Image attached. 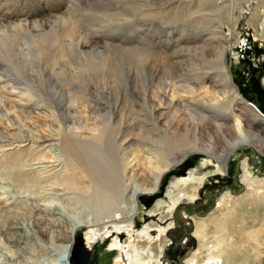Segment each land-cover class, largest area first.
<instances>
[{
    "label": "bare ground",
    "instance_id": "bare-ground-1",
    "mask_svg": "<svg viewBox=\"0 0 264 264\" xmlns=\"http://www.w3.org/2000/svg\"><path fill=\"white\" fill-rule=\"evenodd\" d=\"M252 2L257 4L256 13L258 15H261L263 9L262 7H264V0H214L213 8L218 10V12L225 14L228 18V21L231 23V31H232V35L236 40V43H239V38H238L239 35L237 28L240 18L237 17V14L242 16V10H244V8L246 9V6H250ZM206 3L207 1L200 0L197 3L190 4V8L197 7V9L192 8V10H188L190 9L188 6L187 9L188 13L187 12L186 14L184 13L183 20L184 19L186 20L188 16H191L193 14L197 16L199 14L198 17H191L192 21L194 20L195 22V19L196 20L202 19L203 21V19H206L210 15V13L212 15V12H214L213 9L211 8L212 9L211 10L209 7H205ZM191 11L192 12L196 11V13L191 14L192 13ZM66 14L65 16H67ZM257 14L254 15L258 18ZM56 19H62V18H56ZM69 20L66 17L65 20H62V22L68 25V23L70 22ZM211 20H213V22L215 21L214 19ZM28 23L29 24L33 23V21L28 22L27 20V24ZM255 23L258 25L261 23V20L255 21ZM24 24L25 23H23V21L21 23L19 21V23H15L16 26L13 27L23 28ZM41 25H45V24H41ZM35 26L37 29V25ZM51 26L53 25L51 24ZM43 27L45 28V26ZM54 28L52 30H54ZM41 29L42 28H40V30ZM220 29L223 30L222 27H220ZM220 29L218 31L216 30L212 32L215 35L222 34ZM24 30L25 29H23V31ZM29 30L27 31L26 29L25 33L26 31L27 34L30 33L31 30L30 31ZM69 30L72 31L73 29L69 28ZM147 30H149L150 33L154 31L153 27H148ZM21 31H22L21 29H18L16 30V33L15 32L13 33H15L14 35H16L17 33L19 34V32ZM35 31L36 30H34V32ZM76 31H75V35L77 33ZM5 33L3 36L2 35L0 36V44L5 45L6 48L11 47L14 49V47L9 46L10 44H8V42L13 39V34L10 33L12 34L10 36ZM213 33H208L209 36L206 35L205 39L202 38V41H204V43L201 46H204L205 48H207V46L208 47L210 46V42L212 41V37L214 36ZM30 34L33 35V33ZM52 34L56 35V32ZM52 34H51V39L52 37H55L52 36ZM42 36L43 35H41L40 37L37 36L38 40L35 37L36 41L42 42L43 40L42 38L46 39L47 41L51 40L49 39L50 35H48V38ZM67 36L70 35H68V33L64 34V37L61 40L62 43H64L65 40H68ZM81 36H80V41H78V44L76 43L77 41L75 43L77 44L78 49H80V51L84 53L86 50L88 51L87 48L91 46L90 44L91 41L90 43L86 42V40L81 41V38L87 39V37H85L84 35ZM33 38L31 37L30 40L33 41L34 40ZM40 38L42 40H39ZM172 39L168 41L170 42L169 44L174 42L180 46H187L190 41V40L183 41L182 40L183 37L178 38V41H175L174 38ZM15 40L17 41L19 39H15ZM46 40H44L45 42L42 43L41 42L37 43L34 41L32 42L31 45L28 44L29 48H27L28 46L25 47L27 48L26 52H22L25 55L21 53L24 57L20 55V52L22 50L17 51L18 47L15 48L16 53L15 50H12L11 48L10 49L12 51L6 49L10 51V53L6 51L7 54L8 53L10 54V55L5 54L6 57L2 55L3 51L1 52L0 56L1 57L4 56L5 59L7 58V56L10 59V56L12 55L13 58L15 55L19 53L18 55L21 56L22 61H20L21 59L19 60V58L17 57L19 62L21 63L18 66L13 65V67H11L10 65L8 74H0V154L2 153V155H0V168L2 169V171L0 170L1 171L0 173H4L6 175L10 174L9 175L10 177L15 175L16 176L18 175L19 177L23 176L22 178H24L25 176L31 177L32 179L30 180H28L27 177V179L21 181L18 180L19 184L16 183L17 185L16 187L19 188L28 187L27 189L34 188L35 186L38 188L37 186L38 183L45 182L47 184V182L49 181L62 187L67 186L66 188L72 190L76 189V187L74 188L75 184L77 185L82 184L83 186L84 183H89L92 187L91 204L94 210L92 211L96 215V220L94 219L89 220L90 218L89 219L85 218L86 220L81 219L76 223H72V224H68L67 226H64L62 225L63 222L61 221V215L59 214L60 211L58 213L57 210L55 211V210L46 209L44 205L41 206L38 205L36 209H32L30 207H22L20 209L22 211L18 210L16 206H12V204L10 206H4L3 208H0V219L2 217L3 218L5 217L8 218L9 221L7 222L4 219L3 220L4 222L3 221H2L3 223L1 222L2 224H0V231L5 236V239H7L8 244L16 249V252L14 251L13 252L16 253L17 255L16 256L14 254L15 258H13V260L11 259L12 260L11 262H9L10 260L7 261L6 264H42L39 260H37L38 258L36 259V257L42 255L40 252L43 251L46 252L47 250H49L48 253L49 259L47 260L44 255L42 256H44L46 260L43 259V257H40L41 259H43V261L45 260L47 264H73L72 253L75 247L76 236L79 230H81L82 228H85L87 230V232L85 233L86 235L85 245L90 249H92L93 243H95L98 240L100 241L103 240L111 232H116L117 234H120L122 232H127L128 234H131L133 228H135L136 217L141 210L140 200L147 195H156L162 188L165 175L171 172L177 166L181 165L185 160L191 157V155L200 154L201 156L206 155L207 158L210 157L215 159L218 163L216 173H223L228 168L230 162L229 160L231 156L235 154L240 148L250 147L254 150L256 149V146H260V147L264 146V119L262 118V116L264 117V113L255 103L252 104L260 112V115L255 111L254 108H251L247 104L246 102L247 100L241 95L237 86L233 83L226 62L227 51L228 50L230 51V48L227 46L219 47L218 51L226 52L224 59L220 63L217 64L211 63L210 67L208 66L205 67L201 63L197 64L196 66L194 65L195 69L191 70L190 68L192 67L188 68L189 70H191L190 72H188L189 70L186 69L188 70L186 73L190 74L192 72L191 78L182 77L184 79L182 81H180L181 79L178 80L179 82L178 81L172 82L173 79H171V82L166 83L161 88L159 87L156 88L155 86L156 89L155 91H153L152 101H149L152 102L151 103L152 106L149 104L147 105V103L146 105L147 107L148 106L152 107V108L150 107L152 113L151 111L148 112L151 113L154 120L157 119V121L152 122L154 131H156V133H154L153 136L152 135L142 136L143 134H141L142 133L141 132L140 135L138 136L139 137L141 136L144 141L139 142V146L136 144V146H138V148L136 149L131 147L134 142L129 140V138L133 136L132 135L133 132L130 133L128 136L123 137L121 140H118V138L121 137L119 136L120 133L119 134L117 133L120 124L117 123V128L115 129L114 126H112V121H113L112 116L107 117L106 115L107 122L104 123L100 122V126H97L96 125L97 123L92 121L94 122L95 125L91 126L92 128L90 130L87 129V126H85L84 124H83L84 127L82 128L80 126L82 124V121L85 122L86 125L91 124V121L89 123V119H88L89 116L86 113L87 108L84 109L83 107H82L83 112H81V114L83 115H81L80 113H79L80 116L78 114H74L76 116L78 115L76 117L77 119H79V117L81 116L84 117V118L81 117L79 119L81 120V122L75 120L76 119L75 117L72 120L69 119L67 115L65 116L66 118L61 115L62 118L64 119L60 117L62 120L59 119V121L61 120L62 122L61 124L63 125L64 130L63 133L58 137H56L55 135L52 136L51 134H49L50 132L49 133L42 132L43 130L41 131L39 129L38 123H39V119L41 118V115L43 114H39L38 112L43 107L41 106V102L42 101L44 102L46 100L41 101L40 95L43 96V93L40 94V92L37 91V88L34 87L32 83L30 82L23 83L21 80L22 78L20 76L21 74L24 75L27 73L25 69L29 67L28 64L32 61V59H39V60L42 59L43 55H41V52L47 49ZM73 40L74 39H72V41ZM27 41L24 40L23 43ZM56 41L57 38L53 40L55 44L59 42V40L57 42ZM53 42L52 41L49 42L50 50H52L53 46L55 45ZM181 42H183L184 44H179ZM10 43L12 42L10 41ZM52 43L53 46H51ZM70 45H74V44H70ZM66 46L67 45L65 44V47ZM201 46L197 47L196 49L198 57H199V53H203L205 51V49ZM20 47L19 49H21ZM65 47L63 45V48ZM70 47L73 50L75 49V45L73 47L72 46ZM54 48H56V46H54ZM68 50L66 53L67 55H68ZM75 50H77V47ZM93 50L89 52L92 55L93 52L95 51ZM199 50L200 51L203 50V52H200ZM49 52L51 53V51ZM74 52L72 51V53H70L68 56L71 57L72 56L71 54H73ZM76 52L73 55L75 56L79 55L80 57L81 55L76 54ZM116 53L117 52L115 51V54ZM47 54L49 55V53ZM102 54L103 53L99 52V55ZM65 55H63L62 53L61 55L62 58ZM67 55L65 56V58L67 57ZM203 55L204 54H202V56ZM85 56L87 55L85 54ZM107 56L108 55H106V57ZM152 57H154V54ZM44 58L45 57H43L42 63H44ZM69 58L67 57L66 61ZM2 59L4 58L2 57ZM16 59L13 58V60ZM111 59H109L110 62ZM200 59L202 60L200 62L209 63L205 58L204 59L200 58ZM70 60L71 59H69L67 62L64 61L62 62L70 63L71 65L72 60L71 62H69ZM8 61H12V60H8ZM7 62H5V65ZM86 62H84V64ZM105 62L103 61L99 65L104 66ZM88 63H90L89 59H88ZM88 63H86V65ZM8 65L9 64H7V66ZM39 65H41V62ZM70 65L68 66L70 67ZM99 65L97 66L99 67ZM106 65L104 67H106ZM49 66L51 67V65ZM68 66H66L67 69H69ZM191 66H193L192 63ZM34 67L36 68L39 66L36 65ZM94 67L95 66H92V68ZM104 67L101 68L104 70ZM64 68L62 69L60 68L59 70L63 71L65 70ZM52 69L54 71L53 67ZM90 69L91 68H89V70ZM36 70L34 71L37 73ZM72 70H74V68H72ZM61 71L60 73H62ZM68 71L71 72V70ZM82 71L83 70H81L80 72ZM66 72L67 70H65V73ZM86 72L88 73V71H85L84 73ZM56 73L57 71H55L54 74ZM60 73H58L59 79L62 78V75L61 76L59 75ZM71 73L74 74L73 72ZM62 74L64 75V72ZM104 75H106V73ZM39 77H43V75L40 74ZM88 77L90 78V76ZM63 78L65 77L63 76ZM59 79H57V81ZM76 79H78V77ZM53 80H51V82ZM55 92L57 93V91ZM8 103L11 104V106L10 108L7 109ZM47 104L48 103H46V105ZM199 109L205 112L206 118L208 119L210 124L218 131L219 134H221L224 137H228L229 134L231 135V139H229L228 141L226 140L227 144L221 153L215 151L212 143H209V145L203 144L199 137L198 127L193 126L192 129H190L189 124L191 125V123L189 122L188 125L185 123V125H187L189 129L186 127L185 129H183L179 125H176L174 127H167L164 128V130H162L161 127H159L161 124L162 127H165L164 124L165 122H167L166 120L165 122H160L159 120L162 117L165 116L168 117V115L171 114V116H175L178 119V116L176 115L179 114L178 112H181L182 110H186L189 112V113L187 112V115L190 114L188 117L193 122L199 121L198 116H200V113L197 112V110ZM80 111H82V109ZM76 112H78V110ZM123 115L124 114L120 115L122 116V119H123ZM171 116L170 118L172 119L173 117ZM123 120H126V118ZM124 125L121 124V127ZM84 129H86L87 131L86 132L87 135L85 134V136L83 135V131L76 132L78 130H84ZM149 136H152V138H149ZM55 146H57L58 148H53ZM59 147L60 150H63L65 153L64 154L65 160L62 161L65 162L66 160H68L67 162L69 163L65 162V165L60 169L61 173H59L58 176L55 175L44 176V173L53 172L54 170H56L58 167L61 166L60 162L58 165L56 164L59 161L57 160V157L59 158L60 156L57 155V152L55 150H59ZM48 148L50 149L48 150ZM126 150L129 151L126 152ZM209 159H206L202 163V168H198V172L192 171L188 178L173 180L172 186L170 187V191H169L170 193L168 195L171 198V204L167 205L166 202H159L156 206V209L153 212H151V214H158V213L162 214L160 218L161 222L159 221L162 224L160 223L149 224L145 232H143V235L140 236V239L138 238L139 241H131L128 244V246H124V247L122 246L121 249H119L118 251L116 250L117 254L114 256L115 259H113L112 264H164L166 262L165 249L166 247H168L167 240L169 239L172 230L176 229V227L179 224L175 220V218H177L178 216L177 209L186 202L188 204L189 203L194 204L198 202L197 199L200 196V192H199L201 190L200 188L204 185L206 179H208L209 176V174L200 176L202 175L201 170L203 168L205 169L208 168L209 165L215 164L214 160L212 159L209 160ZM248 162H249L248 160H245L242 163V169H243L242 182L246 192L244 195L235 196L231 192H226L219 199V204H221V206L217 207L216 216L213 214L212 215L209 214L208 218L206 219H203V216L199 217L198 215L192 217V219L196 224L195 236L198 239V248L190 258H188L186 261L183 262V264H264V229L256 224L257 222L256 220L258 218L254 220L255 215L253 212L254 206L256 207L258 204L261 203V200H264V178L255 176L254 171L251 169V165ZM39 168H43V169L52 168V169L47 172L41 170L39 171ZM18 181L16 180V182ZM35 191H37V189H35ZM165 206L168 207L167 211ZM19 218L20 219L23 218L24 219L23 221H27V225L23 221L20 223L18 220ZM250 219L253 220L252 225L249 224ZM168 222L169 224H167ZM208 227L212 229L213 235L207 238L206 237L207 234L205 233ZM152 228L157 229L156 230L158 231L157 236L152 235V231H150ZM113 238L114 235L113 233H111L110 239ZM154 239L156 241L152 243ZM106 250L108 251V248H106ZM116 260L118 261L116 262Z\"/></svg>",
    "mask_w": 264,
    "mask_h": 264
},
{
    "label": "rangeland",
    "instance_id": "rangeland-1",
    "mask_svg": "<svg viewBox=\"0 0 264 264\" xmlns=\"http://www.w3.org/2000/svg\"><path fill=\"white\" fill-rule=\"evenodd\" d=\"M198 1L200 0H68V1L67 0H0V12H1L0 36L1 35L3 36L5 32H6L5 34L10 36L13 34V39L10 40L12 43H10L9 41L8 44H10L9 46L14 47V49L11 47L6 48L5 45L0 44L1 46L0 55L2 51L4 52V54L2 52V55H4L5 57H6L5 54H7V52L10 53V51L12 50H15L16 53L15 48L18 47L17 51L22 50L20 52V55L23 56L25 54H23L22 52H26V49L29 48V45H31L32 42L34 41L37 42L36 39L38 40V37L43 35L45 38L46 37L48 38V35H50L49 39H51V34L56 32V35L52 34V36L55 37H52V39L50 40L52 42L55 38H57V41L59 40L57 44L53 42L56 48H54L52 43L51 46H53L52 49L53 51L50 50L49 48L50 41L49 40L47 41L46 39L42 38L43 37L42 36L41 38L43 40L41 38L39 40H42V42H45L44 40L47 41L46 43L47 49L41 52V55H43L42 59L41 58H40L41 60L32 59V61L28 64L29 67L25 69L27 73L24 75L21 74L20 76L22 78L21 80L23 83L30 82L34 85V87L37 88V91H39L40 94L43 93V96L40 95L41 101L42 100H46V101L41 102V106L43 107L38 112L39 114H43L39 119V123H38L39 129L41 131L43 130L42 132H47V133L50 132L49 134H51L52 136L55 135L56 137L61 135L64 130V127L61 124L62 123L61 120L64 119L62 118V116L65 117L67 115L69 119L73 120L74 117L76 118L79 115V113L81 114V112H83V108L84 109L87 108L88 110L86 109V113L89 116L88 119H89V123L91 121V124L88 123L89 125H86V123L82 121V124L80 125L82 128L85 125L87 126V129L90 130L92 128L91 126L95 125L94 122L97 123L96 124L97 126H100V122L103 123L107 122L106 121L107 117L112 116L113 119L112 126H114L115 129L117 128V123L120 124L119 125L120 127L121 124L123 125L125 124L124 126H122L123 128L121 127L122 129L120 127L118 129L117 133L118 134L120 133L119 136H121L118 138V140H121L123 137L128 136L130 133L133 132L132 134L133 136L129 138L130 141L134 142L133 143L134 146L132 145L131 147L134 149L138 148L139 142L144 141L141 136L140 137L138 136L140 135L141 132H142L141 134H143L142 136L145 135L153 136V134L156 133V131H154L152 122L157 121V119L154 120L153 116L151 115L152 102H149L152 101L153 91H155L157 87L161 88L166 83L171 82V79H173L172 82L173 81L176 82L180 79H181L180 81H182L184 79L182 77L191 78L192 72L190 74L186 72L189 70L188 68L190 67H192L190 68L191 70L195 69V66L197 64L201 63L205 67L206 66L210 67L211 63L212 64L220 63L224 59L226 52L218 51L219 47H226V46L230 48V51L229 50L227 51L226 62L233 83L237 86L241 95L246 100H248L251 103H255L264 113V7H262L263 9L261 15H258L256 13L257 4L252 2L250 6H246V9L244 8V10H242V16L237 14V17L240 18L237 28L239 35L238 36L239 43H236V40L232 35L231 23L228 21V18L225 14H222L218 12V10L213 8L214 0L213 1L203 0V1H207L208 3L205 4V7H209L210 9L212 8L214 11L212 12V15L210 13L209 15L210 18L208 16L207 17L208 19L207 18L203 19V21L202 19H197V20L195 19L194 22V20L192 21L191 17H198L199 14L198 16L194 15L193 13H196V11L194 12L191 11L192 12L191 14L193 15L188 16L186 20L185 19L183 20L184 13L185 14L186 12L188 13V10H192V8L197 9V7L190 8V4L197 3ZM188 6L190 9H188ZM65 14L67 16H65ZM254 14H257L258 18ZM66 17L68 20L70 19L69 20L70 22L68 23L69 26L62 22V20H65ZM56 18H62V19H56ZM211 19H214L215 21L213 22V20ZM27 20L28 22L33 21V23L27 24ZM259 20H261V23L257 25L255 21H259ZM19 21L20 23L23 21V23H25L26 26L24 24L23 28L13 27L16 26L15 23H19ZM41 24H45V25H41ZM51 24L53 26H51ZM35 25H37V29ZM46 25L50 29L47 28ZM43 26H45V28ZM148 27H153L154 31L150 33L149 30H147ZM220 27H222L223 30L220 29ZM40 28L42 29L44 28L45 30L44 29L40 30ZM53 28L54 30H52ZM69 28L73 29L74 31L73 30L70 31ZM18 29L22 30L21 32H19L20 35L18 33L14 35L16 33V30ZM23 29L25 30L27 29V31L30 29L31 30V31L29 30L30 33H33L34 36L30 33L27 34V31L25 33V30L23 31ZM219 29L221 30L222 34L215 35L212 32L216 30L218 31ZM34 30L36 31L34 32ZM75 31L77 32L76 33L77 36L75 35ZM67 33L70 36H67L68 40H65L66 43L65 41L64 43H62L61 40L63 39L64 34ZM208 33H213L214 36L212 37L210 46L209 47L207 46V48H205L204 46H201L204 43V41H202V38L205 39ZM81 35L87 37V39L81 38V41L86 40V42L89 43L91 41L90 43L91 46L87 48L88 51L87 50L85 51L87 53L84 52L87 56H85V54L82 51H80V49H78L77 46L78 41H80ZM31 37L32 38L34 37L33 41L30 40ZM171 37L174 38L175 41H178V38H182V37H183L182 39L183 41H189V40L190 41L187 46H180L174 42L169 44L170 42L168 41L172 39ZM23 38L25 41L27 40L28 41L23 43L24 41ZM15 39H19V40L16 41ZM72 39L74 40L72 41ZM65 44L67 45L66 46L67 48L65 47ZM70 44H74L75 49L77 47V50L80 52H78L75 49L73 50L70 46L73 47L74 45H70ZM179 44H184V43L181 42ZM63 45L65 48H63ZM200 46L203 47L205 51L203 52V50L202 51L199 50L200 52H203V53H199V57L202 59L205 58L209 63L200 62L202 60L197 56V50H196L197 47ZM19 47L21 49H19ZM92 48L93 49L95 48L94 49L95 51ZM6 49H9L10 51ZM66 49L70 50V51L68 50V55L72 53V51L73 52L77 51L76 54H80L81 56L79 57V55H76L77 56L76 57L75 55H73L75 53L74 52L73 54H71L73 57H75L73 58L71 56L74 59L73 60L70 56L66 54L67 53ZM91 50L94 51V52L92 51L93 55L89 53L91 52ZM49 51H51V53ZM115 51L117 52L116 54ZM64 52L68 58L70 57L69 59L72 60V64L74 66L72 64L70 65V63H64L69 60L68 59L66 61L67 57L65 58L66 55L64 54ZM99 52L103 54L99 55ZM47 53H49V55ZM62 53L63 55H65L63 58L61 56ZM153 54L155 58L152 57ZM156 54L160 56H157ZM202 54L204 55L202 56ZM17 55H15L13 58L16 59L18 57L20 60L21 56L20 55L17 56ZM106 55L108 56L106 57ZM4 56H2L4 59H2V57L0 56L1 57L0 74H8L10 65L11 67H13V65L18 66L21 63L19 62L18 58L16 60H13L12 58L13 55L10 56V59L8 56L5 59ZM110 56L112 59L110 58ZM43 57H45L44 63H42ZM87 58L89 59L90 63H88ZM108 58L111 59V62L109 61ZM125 58L128 59L126 60ZM4 60L5 62H7L8 60H12V61H8L9 63L7 62L5 65ZM71 60L69 62H71ZM20 61H22V59ZM39 61L41 62V65H39L40 64ZM103 61L107 62L104 63V66L107 64L106 67H104L103 65H99ZM84 62L88 64L86 65V63L84 64ZM191 63L193 66H191ZM7 64L9 65L7 66ZM67 64L70 65V67ZM33 65L34 66L37 65L39 67L35 68ZM49 65H51V67ZM91 65L95 67L92 68ZM97 65H99V67ZM66 66H68L69 69H67ZM52 67L54 68V71ZM101 67L102 68L104 67V70ZM60 68L61 69L64 68L65 70H67V72L65 73V70L63 71L59 70ZM72 68H74V70H72ZM89 68L91 69L89 70ZM98 68L101 69L99 70ZM44 69L46 70V72ZM184 69L185 70L188 69V70L185 71ZM34 70H36L37 73ZM68 70H71V72H73L74 74H72ZM81 70L83 71L80 72ZM84 70L88 71V73L87 72L84 73L85 72ZM191 70H189L188 72H190ZM55 71H57L56 73L57 76L56 74H54ZM60 71L62 73L64 72V75L60 73ZM79 72L81 73V75ZM30 73L33 75H31ZM39 73L42 74L43 77H39L40 75ZM58 73H60L59 74L60 76L62 75V78L59 79ZM105 73L106 75H104ZM63 76L65 78H63ZM88 76H90V78ZM77 77L78 79H76ZM57 79L59 80L57 81ZM51 80L53 81L51 82ZM55 91H57V93ZM46 103L48 104L46 105ZM50 103H52L53 105ZM146 103L147 105L148 104L151 105L150 106L151 108L149 106L147 107ZM7 105H8L7 109L10 108L11 104L8 103ZM81 109L82 111H80ZM77 110L78 112H76ZM148 111H151V113ZM187 112L188 111L186 110H182L181 112H178L179 114L176 115L178 116V119L175 116H171V114L168 115V117L167 116L162 117L159 121L165 122L166 120L167 122H165L164 124L165 127H162L161 126L162 124L159 127H161V129L164 130V128L174 127L176 125H179L183 129H185V127L188 128L187 125L191 123V125L189 124L190 129H192L193 126L198 127L199 137L201 139V142L206 145L212 143L215 151L221 153L227 144L226 142L229 139H231V135L229 134L228 137H224L221 134H219L218 131L210 124V122L206 118L204 111H201L200 109L197 110V112L200 113L198 119L201 122L199 121L193 122L191 119H189L188 116L190 114L187 115ZM74 114H78V115L76 116ZM122 114L125 115V116L123 115V119L126 118V120L122 119V116H120ZM170 116L173 117L172 118L173 121L170 118ZM81 117H79V119ZM59 119L61 120L59 121ZM79 119L76 118L75 120L81 122V120ZM185 123L187 125H185ZM79 131H83L84 136L85 134L87 135L86 129L78 130L76 132ZM152 136H149V138H152ZM136 144L138 146H136ZM53 148H58V147L55 146ZM49 149L50 148H48V150ZM55 151L57 152V155L60 156L59 158L57 157V160L59 161L56 164L58 165L60 162L61 166L58 167L53 172L44 173V176H54V175L58 176L59 173H61L60 169L65 165V162L68 161V160H66L65 162L62 161L65 160V156H64L65 153L63 150H60V147L59 150H55ZM127 151L129 150H126V152ZM0 155H2V153ZM209 158L210 157L207 158L206 155H202V156L200 154L191 155V157L185 160L186 162L184 161L181 165L177 166L171 172L167 173L163 180L161 190L156 195L145 196L144 198L147 201L146 203L140 200L141 210L136 217L135 228H133L131 234H128L127 232H122L120 233L122 237L121 239L118 236L120 234H117L116 232H111L114 235L113 239H110L111 238V233H110L103 240L101 241L98 240L96 242L103 243L105 240L109 239L111 241L107 247L108 251L113 249L118 251L119 249H121L122 246L123 247L128 246V244L131 241H139L140 236L143 235V232H145L149 224L161 222L160 218L162 214L161 213L151 214V212H153L156 209V206L159 202H166L167 205L171 204V198L168 195L170 193L169 191H170V187L172 186L173 180L188 178L192 171L198 172V168H202V163ZM210 159L214 160L215 164L209 165L208 168L206 169L203 168L201 170L202 175L200 176H203L205 174H209V176L208 179H206L204 185L200 188L201 189L199 191L200 196L197 199L198 202L194 204L193 203L188 204L186 202L187 204L184 203L177 209L178 216L177 218H175V220L179 224L176 227V229L172 230L169 239L167 240L168 247H166L165 251L168 261L166 260L167 263L165 262V264H178V259L180 257L186 255L189 256L191 254L189 257L185 258L184 261H186L197 250L198 239L195 236L196 224L192 219V217L198 215L199 217L203 216V219H206L208 218L209 214L211 215L213 214L216 216L217 207L221 206V204H219V199L226 192H231L235 196H242L246 193L245 187L243 186V182H242L243 161L245 160L249 161L248 163H250L251 169L254 171L255 176L264 178V146L261 147L256 146V149L254 150L250 147L240 148L235 154L231 156L229 160L230 162L228 168L223 173H216L218 163L215 159L213 158ZM42 169L43 168H39V171L41 170L48 172L52 168L43 169V170ZM0 170L2 171L1 168ZM9 175L10 174L6 175L4 173H0V208H3L4 206H10L12 204V206H16L18 210H20L22 207H30L32 209H36L38 205L39 206L44 205L46 209L55 210V211L57 210L58 213L60 211L59 214L61 215V221L63 222L62 225L64 226H67L68 224L76 223L81 219L84 220L85 218L86 219L90 218L89 220L91 219L96 220V215L93 212L94 210L91 204L92 187L89 183H84L83 186L82 184H78V185L75 184L74 188L76 187V189L72 190L66 188L67 186L62 187L49 181L47 182V184L45 182L38 183L37 184L38 188L35 186L36 188L34 187L31 189H27L28 187L26 188L16 187L17 186L16 183L19 184V181L27 179L28 176L22 178L23 177L22 175H20L22 177H19L18 175L10 177ZM30 179L32 178L28 177V180ZM16 180L19 181L16 182ZM35 189H37V191H35ZM263 202L264 200H261V203L258 204L259 206L258 205L256 207L254 206L253 212L255 215L254 220L258 218L256 220L257 222L255 221L256 224L264 229ZM165 207L167 211L168 207L167 206ZM4 219L7 222L9 221L8 218L4 217L0 221V224L4 222L3 221ZM18 220L21 223L24 219L19 218ZM23 222H25V224L27 225V221H23ZM252 222L253 220L250 219L249 224L252 225ZM167 224H169V222ZM156 230H157L156 228H152L150 230L152 231V235L154 236L158 235L157 234L158 231ZM86 232L87 230L85 228H82L81 230L78 231L76 237L79 236L85 237ZM205 234H207L206 236L207 238L212 236L213 235L212 229L208 227L206 229ZM155 241L156 240L154 239L152 243ZM13 251L16 252V249L8 244L7 239H5V236L0 231V264H4V263L6 264L7 261L9 260H10L9 262L12 261L13 258H15L14 256L16 255V253H14ZM40 253L44 255L47 260L49 259L48 257L49 250ZM42 255L36 257V259L38 258L37 260H39L42 264H44L46 263L45 261L46 259ZM40 257H43V259H45L44 260L45 262ZM113 259L115 258L113 257ZM117 261L118 260H116V262Z\"/></svg>",
    "mask_w": 264,
    "mask_h": 264
},
{
    "label": "water",
    "instance_id": "water-1",
    "mask_svg": "<svg viewBox=\"0 0 264 264\" xmlns=\"http://www.w3.org/2000/svg\"><path fill=\"white\" fill-rule=\"evenodd\" d=\"M247 104L254 108L255 111L260 115V112L253 106L251 102L246 101ZM264 119V117L262 116ZM141 201L146 203V199L142 198ZM121 239V234L118 235ZM110 240H105L103 243H94L92 249L85 245V237H76L75 247L72 253L73 264H112L113 257L117 254L115 249L107 251ZM195 244V243H194Z\"/></svg>",
    "mask_w": 264,
    "mask_h": 264
},
{
    "label": "flooded vegetation",
    "instance_id": "flooded-vegetation-1",
    "mask_svg": "<svg viewBox=\"0 0 264 264\" xmlns=\"http://www.w3.org/2000/svg\"><path fill=\"white\" fill-rule=\"evenodd\" d=\"M165 253H166V252H165ZM186 257H188V255L180 257V258L178 259V264H183V262H184V260H185ZM165 259L168 261V259H167V257H166V254H165ZM166 260H165V261H166ZM166 263H167V262H166ZM164 264H165V263H164Z\"/></svg>",
    "mask_w": 264,
    "mask_h": 264
}]
</instances>
